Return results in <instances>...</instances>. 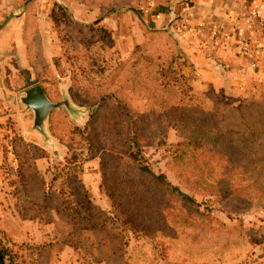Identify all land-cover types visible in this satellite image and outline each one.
Listing matches in <instances>:
<instances>
[{
    "label": "rangeland",
    "instance_id": "rangeland-1",
    "mask_svg": "<svg viewBox=\"0 0 264 264\" xmlns=\"http://www.w3.org/2000/svg\"><path fill=\"white\" fill-rule=\"evenodd\" d=\"M159 4L0 0V10L20 5L24 15L21 56L3 74L17 89L36 82L53 103H70L51 112L46 139L10 95L0 124V245L14 264H264V84L240 94L199 88L177 62L176 32L150 30L162 32L144 48L145 35L136 43L108 21ZM133 122L140 161L130 156ZM68 145L88 158L94 209L84 190L70 194L79 177L61 192Z\"/></svg>",
    "mask_w": 264,
    "mask_h": 264
},
{
    "label": "crops",
    "instance_id": "crops-1",
    "mask_svg": "<svg viewBox=\"0 0 264 264\" xmlns=\"http://www.w3.org/2000/svg\"><path fill=\"white\" fill-rule=\"evenodd\" d=\"M19 10L20 5L0 10V124L11 103L10 95L18 93L16 100L22 105L19 98L25 90L15 88L3 74V68L11 66L14 53L19 57L23 50L24 15ZM113 16L108 21L118 23L125 33L128 30L126 34L134 33L129 37L136 43L145 41L140 24L149 30L176 32L185 56L184 66L187 64L186 70L194 74L199 88L211 86L240 94L253 81L264 84V0H160L141 17L126 12L114 21ZM223 35L231 39L223 40ZM238 41L251 44L254 59L240 55ZM3 155L0 144V167ZM2 178L0 174V184Z\"/></svg>",
    "mask_w": 264,
    "mask_h": 264
},
{
    "label": "trees",
    "instance_id": "trees-1",
    "mask_svg": "<svg viewBox=\"0 0 264 264\" xmlns=\"http://www.w3.org/2000/svg\"><path fill=\"white\" fill-rule=\"evenodd\" d=\"M172 27L175 26L172 25ZM142 30L144 32V35L147 37L146 38V42H144L142 44V46L144 48H149V42H148V36H152L154 34L156 35H160L162 31H155V32H151L147 27H145L144 25H142ZM140 44H137V47H139ZM141 47V46H140ZM185 56L183 54V52H181V50L178 52V56H177V62L179 63L181 60H184ZM174 61V60H173ZM187 66V64L185 65ZM181 71V74L183 75V77H186V73L182 72L183 70H179ZM258 82V81H256ZM259 83V82H258ZM36 82H32L29 85H27L26 87H24V89H27L33 85H36ZM133 118V117H132ZM134 119V118H133ZM54 118H52L51 120V128L53 131L54 128ZM89 124H91V121L89 122ZM135 122H133V130H132V136L129 138L130 142V147L132 148V151L130 153L131 159L134 161H140L142 160V145L139 141V131L137 130L136 126H135ZM89 128V127H88ZM64 143V141H63ZM88 143L90 144V146H92L91 141L88 140ZM69 147V152H68V156L66 158V165L67 167L65 168L66 173L64 174V185L61 189L62 194L65 195V190H64V186L67 184H71L73 179L77 177H79V184H77V186L70 188L71 189V196H74L75 194H79L80 191L84 190V197L86 200L85 206L88 208H93V201L92 198L90 197V192L89 189L85 186L84 184V176H85V164L88 162V158H83V154L78 153L77 149L72 148L68 145ZM87 148V147H86ZM87 150V152L90 153L89 149H85ZM139 170L147 175H150L152 177H156V175L153 173L152 170H150L149 168H147L146 166H141L139 168ZM158 177H162V179H164L165 181H167L165 175H159ZM59 177L58 176H54L53 181H57ZM173 193H176L183 201L185 202H189V203H195V201L186 193L182 192L178 187H174L172 190ZM95 209H100L95 208ZM0 264H14V262L11 259V255H10V250L7 247H4L2 245H0Z\"/></svg>",
    "mask_w": 264,
    "mask_h": 264
},
{
    "label": "water",
    "instance_id": "water-1",
    "mask_svg": "<svg viewBox=\"0 0 264 264\" xmlns=\"http://www.w3.org/2000/svg\"><path fill=\"white\" fill-rule=\"evenodd\" d=\"M20 102L26 110L34 112L33 130L47 139L46 123L52 111L66 106L70 108V103H53L47 96L45 89L41 85H36L25 90L20 98Z\"/></svg>",
    "mask_w": 264,
    "mask_h": 264
},
{
    "label": "built area",
    "instance_id": "built-area-1",
    "mask_svg": "<svg viewBox=\"0 0 264 264\" xmlns=\"http://www.w3.org/2000/svg\"><path fill=\"white\" fill-rule=\"evenodd\" d=\"M223 40L224 39H231V36L229 35H223L221 37ZM237 45L239 47V52H240V55L243 56V57H249L251 59H254V51L252 49V46L249 42H245V41H238L237 42ZM255 62H253V66H255Z\"/></svg>",
    "mask_w": 264,
    "mask_h": 264
}]
</instances>
